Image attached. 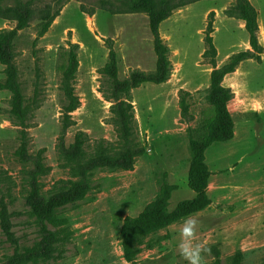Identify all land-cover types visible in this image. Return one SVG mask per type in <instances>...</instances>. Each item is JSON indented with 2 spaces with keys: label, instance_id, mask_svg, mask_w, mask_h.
Returning a JSON list of instances; mask_svg holds the SVG:
<instances>
[{
  "label": "rangeland",
  "instance_id": "obj_1",
  "mask_svg": "<svg viewBox=\"0 0 264 264\" xmlns=\"http://www.w3.org/2000/svg\"><path fill=\"white\" fill-rule=\"evenodd\" d=\"M56 1L41 0L34 10L54 8ZM62 1L58 17L42 37L37 36L36 14L14 43V64L28 111V149L30 154L42 153L47 173L39 184L46 198L67 193L78 180L65 153L77 134L85 137L86 159L120 152L110 113L111 84L102 72L108 41L117 55L120 80L133 72H153L156 61L146 14H114L102 10L100 0ZM194 1L159 26L169 49V79L130 93L133 145L142 154L131 170L92 172L85 197L57 209L64 223L49 227L56 239L48 256L28 264H130L121 246L124 220L136 217L164 185L177 188L169 200L170 211L194 197L187 187L189 139L196 136L200 113L207 107L212 71L204 57L209 14L217 68L232 55L251 52L231 0ZM250 3L257 12L262 53L223 80L232 93L234 137L205 154L210 204L144 238L135 247L134 264H188L177 245L189 218L196 222L194 243L201 246V264H264V0ZM14 27L12 20L0 16V32ZM69 44L77 45L78 68L70 83L76 108L68 113L70 100L59 68ZM3 80L0 65V83ZM182 99L187 114L182 113ZM17 130L9 118V94L0 89V264L42 241L27 199L29 167L14 155Z\"/></svg>",
  "mask_w": 264,
  "mask_h": 264
},
{
  "label": "trees",
  "instance_id": "obj_2",
  "mask_svg": "<svg viewBox=\"0 0 264 264\" xmlns=\"http://www.w3.org/2000/svg\"><path fill=\"white\" fill-rule=\"evenodd\" d=\"M41 0H0V16L12 20L15 27L0 32V65L4 67V80L0 89L9 94V118L17 130L18 147L14 153L18 161L29 169L26 172L27 199L33 216L37 221L42 241L38 245L27 248L22 252H15L8 258L6 264H28L48 256L55 243V235L49 230L60 227L64 221L56 214L57 209L85 197L88 190V176L98 169L131 170L142 151L133 145L132 105L129 96L132 90L144 84L159 85L166 82L171 74L169 49L159 35V26L172 13L193 1L185 0H100V8L114 14L144 13L148 17L149 32L153 39V53L155 68L151 73L133 72L126 79L118 78V60L116 52L108 41V58L102 69L103 74L111 84L110 99L112 105L110 113L115 122L117 141L120 152L115 156H99L86 159L84 152L85 137L79 133L75 136L74 144L65 151L68 162L77 173L78 180L65 194L46 198L42 193L39 181L47 173L43 163L42 153L30 154L27 141V108L24 96L18 81V72L14 64V43L19 32L25 30L34 16L39 18L37 36L42 37L58 17L62 9V0L56 1L52 8L45 5L35 11L36 3ZM238 19L244 23V30L248 36L250 51L232 55L227 63L217 68L214 63L216 49L213 44V13L209 14V21L205 33L206 50L204 57L210 60L212 71L207 94V107L200 113L196 136L189 139V169L187 187L194 194L192 199L179 202L170 211L168 209L171 194L177 189L174 186L164 185L154 201L147 204L143 210L132 218H126L121 227V246L125 260L134 264L137 254L136 246L144 238L157 230L168 227L192 214L205 210L210 200L207 188L211 176L206 164V152L214 145L230 142L234 137V119L228 110L232 98L229 88L223 85L224 78L233 73L239 64L251 60L262 53L258 43L257 12L250 0H231ZM77 45L69 44L64 51L63 63L60 68L64 92L70 100L67 112H72L76 105L70 83L74 80L78 68L76 55ZM182 113L187 114L185 101H180Z\"/></svg>",
  "mask_w": 264,
  "mask_h": 264
},
{
  "label": "clouds",
  "instance_id": "obj_3",
  "mask_svg": "<svg viewBox=\"0 0 264 264\" xmlns=\"http://www.w3.org/2000/svg\"><path fill=\"white\" fill-rule=\"evenodd\" d=\"M195 220L189 218L182 224L178 250L188 264H201V246L194 243Z\"/></svg>",
  "mask_w": 264,
  "mask_h": 264
},
{
  "label": "crops",
  "instance_id": "obj_4",
  "mask_svg": "<svg viewBox=\"0 0 264 264\" xmlns=\"http://www.w3.org/2000/svg\"><path fill=\"white\" fill-rule=\"evenodd\" d=\"M228 110H229V104H228ZM229 112H230V110H229ZM230 114H231V112H230ZM235 124V123H234ZM190 199H192V198H190ZM200 214V213H199Z\"/></svg>",
  "mask_w": 264,
  "mask_h": 264
}]
</instances>
